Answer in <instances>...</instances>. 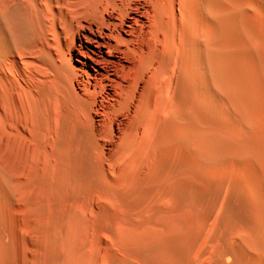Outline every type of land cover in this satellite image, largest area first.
Segmentation results:
<instances>
[{
    "label": "bare ground",
    "instance_id": "obj_1",
    "mask_svg": "<svg viewBox=\"0 0 264 264\" xmlns=\"http://www.w3.org/2000/svg\"><path fill=\"white\" fill-rule=\"evenodd\" d=\"M223 255L264 264V0H0V264Z\"/></svg>",
    "mask_w": 264,
    "mask_h": 264
},
{
    "label": "rangeland",
    "instance_id": "obj_2",
    "mask_svg": "<svg viewBox=\"0 0 264 264\" xmlns=\"http://www.w3.org/2000/svg\"><path fill=\"white\" fill-rule=\"evenodd\" d=\"M206 204H207V203L203 204V206H206ZM198 215H199V214H198ZM218 215H219V217L221 216L220 213H219ZM218 215H217V216H218ZM197 217H198V216H197ZM219 217H218V218H219ZM234 218H236V217H234ZM232 219H233V218H232ZM236 219H237V218H236ZM238 220H239V219H238ZM232 222L235 223V222H238V221L234 219V220H232ZM211 228H216V226H213V227H211ZM210 230H211V232H210L211 234H213V232L215 233V231H217V229H210ZM227 239H228V238H227ZM216 257H217V256H216ZM220 257H221V258H220ZM220 257H218L219 260H220V261L223 260L224 264H233V263H234L233 260H232V259H233L232 257H229V256H227V255H226V256L223 255V257H222V256H220ZM192 258L195 259L194 254H192ZM223 262H221V263L223 264Z\"/></svg>",
    "mask_w": 264,
    "mask_h": 264
}]
</instances>
